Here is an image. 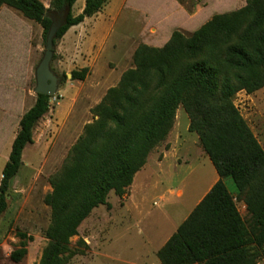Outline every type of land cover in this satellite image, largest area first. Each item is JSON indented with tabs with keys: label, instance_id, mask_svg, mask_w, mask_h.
<instances>
[{
	"label": "trees",
	"instance_id": "trees-1",
	"mask_svg": "<svg viewBox=\"0 0 264 264\" xmlns=\"http://www.w3.org/2000/svg\"><path fill=\"white\" fill-rule=\"evenodd\" d=\"M0 0L42 27L45 43L49 14L69 7L54 38L98 12L106 0ZM6 39L0 41V56ZM133 66L124 70L90 108L93 119L69 148L60 168L49 177L51 191L48 241L39 264H66L76 253L70 238L112 191L122 196L150 151L172 129L176 109L186 112L188 130L213 164L217 181L156 251L160 264H258L264 259V149L233 101L244 90L264 87V0H246L242 7L213 14L184 33L173 30L161 46L140 43ZM88 67L71 70V80H84ZM51 95L37 93L17 120L8 159L0 179V215L7 208L12 179L22 165V152L33 141V130L48 112ZM8 104V103H7ZM8 105H6V108ZM13 119L12 116H8ZM7 113L4 116V123ZM2 121V124H3ZM229 177L235 195L224 179ZM237 201L244 204L242 216ZM19 246L9 258L20 261L31 238L19 232Z\"/></svg>",
	"mask_w": 264,
	"mask_h": 264
},
{
	"label": "rangeland",
	"instance_id": "rangeland-1",
	"mask_svg": "<svg viewBox=\"0 0 264 264\" xmlns=\"http://www.w3.org/2000/svg\"><path fill=\"white\" fill-rule=\"evenodd\" d=\"M40 1L48 6L50 0ZM83 3L84 0H76L72 14L80 13ZM119 18L121 21L97 24L93 28L95 34L89 30L92 19L87 18L81 25L84 30L77 43V34L71 29L64 53L54 46L50 67L58 75L59 86L49 99L48 112L35 125L33 141L25 146L22 165L10 184L7 208L0 215V264H39L48 241L44 232L50 223V207L44 203V196L51 191L49 177L60 168L69 148L82 133L83 125L91 119L88 105H95L109 87L117 84L121 73L133 66L132 49L140 42L139 31L134 29L135 25L123 23L122 17ZM156 33V45H161L169 34ZM93 36L96 40L91 46ZM1 39L8 43L6 56H0V105H8L13 118L7 116L5 121L3 141H6L10 123L14 122L16 132L19 116L35 100L34 72L45 43L38 23L6 5L0 8ZM82 67L89 69L85 81L71 80V70ZM75 92L82 95L63 123ZM233 101L264 149V87L252 93L240 90ZM177 109L171 141L166 137L150 151L146 164L134 175L133 187L128 186L122 196L111 191L107 198L109 206L95 207L81 222L78 233L70 238V247L76 253L66 264H160L155 251L189 214L216 173L196 133L188 130L186 112L181 106ZM224 182L235 193L232 180L227 177ZM130 195L132 198L128 199ZM236 203L245 216L242 202ZM19 232L31 238L27 241L26 255L14 262L9 254L19 246ZM258 264H264V259Z\"/></svg>",
	"mask_w": 264,
	"mask_h": 264
},
{
	"label": "crops",
	"instance_id": "crops-1",
	"mask_svg": "<svg viewBox=\"0 0 264 264\" xmlns=\"http://www.w3.org/2000/svg\"><path fill=\"white\" fill-rule=\"evenodd\" d=\"M245 3H246V0H117V1L107 0L105 4L103 5V7L98 12L94 13L91 16L85 17L84 20L80 22L79 24L71 26L64 33V35L60 38V40L56 42V48L59 52L64 53V46L67 41V34L71 29H73V32L75 34H77V38H75V43H77L79 34L81 33V31L84 30V28H82L81 25L84 24L87 18L92 19V25L90 24L89 30L93 31V28H95L97 24L101 22H106L107 20H110L111 23H114V21L116 22L118 19H120L119 18L120 16L122 17L123 23H131L135 25L134 29L139 31L137 37L140 42H138L137 44L133 46L132 51H134V49L140 43H146L152 46H161L169 38L170 32H172L173 30H180V31L193 30L199 27L205 21H207L213 14L238 9L242 7L243 5H245ZM110 4L111 5L114 4V5L110 6L109 10H105V8ZM83 6H84V3L82 4L81 9L83 8ZM125 10L127 11L125 12ZM191 25H194V26L190 27ZM165 31L169 33L168 36L166 37V39L163 41L161 45H156L154 40H155V37H158V35L157 33L155 34V32L159 33V32H165ZM94 32L95 31H93V34H95ZM107 32H108V29H107ZM88 35L89 33H87V36ZM95 40L96 38L93 36L90 42L91 46L94 45ZM69 75L70 74L67 73V77ZM87 75L85 79L87 78ZM85 79L78 80V81L84 82ZM81 95H82V92L74 93L73 97L71 98L70 105L68 106V109L66 110V113L63 117L64 118L62 121L63 123H64L66 116L73 109V107L75 106V103L77 102V99H79ZM58 106H59V103H58ZM92 106L93 105H88L87 110L90 111V108ZM5 108L6 106L3 107L2 105H0V111H1L0 152L4 153L2 156L0 153V179H1L2 168L8 159V155H9L10 148H11V143L16 134V132L14 131V122L12 121L9 125L11 127L10 134L7 136L6 141H3V136L6 133V129H7L6 122L4 123L3 121L5 113H7V116H11L9 110ZM57 108L58 107H56L53 113L55 119L57 115ZM177 110L178 109H176V114H177ZM176 114H175L174 121L176 120V116H177ZM90 118L91 119L90 120L88 119L87 122L92 121L93 116H91ZM2 121H3V124H2ZM174 125H175V122L173 123L172 129L167 135L168 141H171V136H172V133L174 132L173 129L176 127ZM166 153L167 152L164 153L163 158L165 157ZM158 162H161V160H158ZM218 178L219 177L216 172L212 176L211 180L208 182V184L206 185L202 193L197 198L195 205L209 191L211 186L217 181ZM129 186L133 187V184H130ZM232 194L235 195V193H232ZM130 198H132L131 195L128 199ZM242 205H244L243 202H242ZM170 235L164 240L163 244L170 237ZM156 251H155V254H156Z\"/></svg>",
	"mask_w": 264,
	"mask_h": 264
},
{
	"label": "water",
	"instance_id": "water-1",
	"mask_svg": "<svg viewBox=\"0 0 264 264\" xmlns=\"http://www.w3.org/2000/svg\"><path fill=\"white\" fill-rule=\"evenodd\" d=\"M68 13L69 7H65L59 13L51 12L49 14V17L51 18V24L46 33L42 57L38 62L34 72L35 86L33 91L35 94L43 93L52 96L58 89L59 78L58 75L51 69L50 62L54 52V38L56 36L57 30L61 25L64 24ZM59 14H62V16L59 17Z\"/></svg>",
	"mask_w": 264,
	"mask_h": 264
}]
</instances>
